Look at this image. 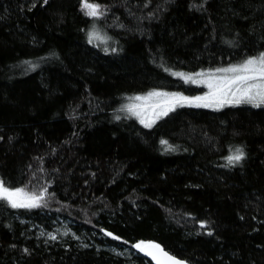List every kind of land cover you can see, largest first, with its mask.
<instances>
[{"label":"trees","instance_id":"16d2710c","mask_svg":"<svg viewBox=\"0 0 264 264\" xmlns=\"http://www.w3.org/2000/svg\"><path fill=\"white\" fill-rule=\"evenodd\" d=\"M95 2L93 22L81 0H0V178L48 189L40 209L0 202V264H129L111 248L140 241L188 264H264V107H184L151 129L120 111L151 90L203 92L173 70L264 51V0ZM93 23L107 43L88 42ZM236 147L246 158L230 167ZM46 216L91 241L37 244L20 220Z\"/></svg>","mask_w":264,"mask_h":264},{"label":"snow or ice","instance_id":"6c2138e0","mask_svg":"<svg viewBox=\"0 0 264 264\" xmlns=\"http://www.w3.org/2000/svg\"><path fill=\"white\" fill-rule=\"evenodd\" d=\"M43 3L47 4L48 0H43ZM206 3L207 0H204V3L199 7L196 5L193 7H197L199 10ZM35 6L33 4L31 7ZM80 8L84 15L93 22L103 19L106 15V8L95 0H81ZM87 36L90 44L94 41L107 43L111 39L107 36L102 39L95 23ZM24 63L35 68L31 61H24ZM172 75L178 76L185 83L203 85L208 88V92L202 96H185L180 92L152 90L146 95L128 97L129 102L122 105L120 111L127 113L129 118H135L145 129H151L157 121L182 107L211 108L213 110H219L225 106L240 105H251L255 108L264 107V51L254 56H248L242 62L230 64L228 67L195 74L172 73ZM116 119L119 120L120 117L117 116ZM2 139L3 137H0V140ZM161 145L166 146V151L175 150L167 140H161ZM229 151L230 154L225 159L230 167H236L246 158L242 147H236L234 151L231 149ZM47 195V187L40 191H28L26 187H13L0 178V202L5 203L11 209L31 211L46 207ZM200 227L207 228V225L201 222ZM101 231L113 240L119 239L111 232L104 229ZM207 235L212 236V231H207ZM48 238L55 240L56 236L49 235ZM132 247L150 257L155 264H188L187 261L178 259L165 251L158 243L140 241L132 244Z\"/></svg>","mask_w":264,"mask_h":264},{"label":"rangeland","instance_id":"374dc122","mask_svg":"<svg viewBox=\"0 0 264 264\" xmlns=\"http://www.w3.org/2000/svg\"><path fill=\"white\" fill-rule=\"evenodd\" d=\"M98 32L101 35V38L103 39L104 38L103 34L99 30H98ZM97 42H99V41H94L93 43H97ZM172 73L195 74L198 72H185L183 70H173L171 72V75H172ZM172 77H174L177 81H180L186 88L194 87L196 89H202V91H203L202 93L196 92L197 94H195L194 96H202L208 92V88L203 86V85H198V84H193V83H185L184 80L180 79L178 76H175V75H172ZM156 90L164 91V92H180L185 96H191V95L187 94L188 92H186L184 90H182V91L181 90H166V89H156ZM147 93L148 92L143 93V94H137V95H146ZM128 102L129 101L127 100V102L125 104H127ZM248 106L252 107L251 105H248ZM227 107H230V106H225L219 110H213L211 108H196V109L220 111V110H223ZM182 108H184V107H182ZM186 108H193V107H186ZM252 108H255V107H252ZM177 109H180V108H177ZM164 118H162L161 120H163ZM161 120L157 121V123L160 122ZM20 221L28 226L27 231H26V236H28L29 238H32L37 244L45 246V248H49L54 244L61 243L62 241L66 240V239L77 241L79 244H83V245H86L87 242L91 241V239L81 238L79 235H77L73 229V223L70 220L63 219L60 217L51 218L49 216H46L44 223H41V224L40 223L38 224L35 221H30V220H20ZM49 235L56 236V239L50 240L48 238ZM111 250L114 253H116V254L122 256L123 258L127 259L129 264H140V263H138V257L139 256L142 257V253L138 252L133 247H131V248L125 247V246L112 247ZM144 264H151V262L146 261V263H144Z\"/></svg>","mask_w":264,"mask_h":264},{"label":"water","instance_id":"95a60500","mask_svg":"<svg viewBox=\"0 0 264 264\" xmlns=\"http://www.w3.org/2000/svg\"><path fill=\"white\" fill-rule=\"evenodd\" d=\"M155 243V242H154ZM160 245V244H159ZM161 246V245H160ZM162 247V246H161ZM163 249H164V247H162ZM165 251H167L166 249H164ZM168 253H170L169 251H167ZM170 254H172V253H170ZM173 255V254H172ZM142 257L143 258H145L146 260H148L149 262H151L152 264H155V262L154 261H152L151 260V258L150 257H148V256H145L143 253H142ZM176 257V256H175ZM176 258H178V257H176ZM178 259H180V258H178Z\"/></svg>","mask_w":264,"mask_h":264},{"label":"bare ground","instance_id":"6f19581e","mask_svg":"<svg viewBox=\"0 0 264 264\" xmlns=\"http://www.w3.org/2000/svg\"><path fill=\"white\" fill-rule=\"evenodd\" d=\"M145 259V258H144ZM148 261V260H147Z\"/></svg>","mask_w":264,"mask_h":264}]
</instances>
